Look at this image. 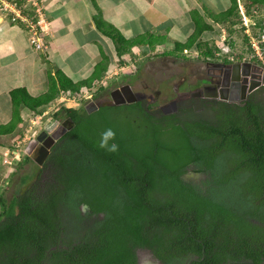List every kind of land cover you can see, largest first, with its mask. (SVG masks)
<instances>
[{
    "label": "trees",
    "instance_id": "16d2710c",
    "mask_svg": "<svg viewBox=\"0 0 264 264\" xmlns=\"http://www.w3.org/2000/svg\"><path fill=\"white\" fill-rule=\"evenodd\" d=\"M237 9L234 0L224 23L242 35ZM95 22L115 41L121 63L133 47L166 39L126 38L101 13ZM194 22L166 55L195 45L204 59L216 57V46L198 41L213 25L198 12ZM227 42L233 47L234 38ZM109 65L107 58L78 82L57 69L39 96L13 90V118L0 134L17 129L22 106L40 111L62 91L91 87ZM63 111L73 126L45 184L40 170L25 191L11 199L0 193V264H139V249L163 264H264V85L241 102L192 98L172 114L141 101ZM108 128L117 152L98 147ZM31 160L25 154L19 167Z\"/></svg>",
    "mask_w": 264,
    "mask_h": 264
},
{
    "label": "crops",
    "instance_id": "0c3cea01",
    "mask_svg": "<svg viewBox=\"0 0 264 264\" xmlns=\"http://www.w3.org/2000/svg\"><path fill=\"white\" fill-rule=\"evenodd\" d=\"M233 1L44 0L45 15L54 28L53 35L48 38L50 49L44 57L30 45L24 23L19 20L11 23L9 20L12 15H0V124H7L13 118V90L25 88L32 96L42 95L49 89L50 73L54 74L57 69L78 82L93 75L98 64L109 58V69L100 78L109 73L110 62L117 55L116 44L97 27L95 17L98 13L124 37L126 35L122 30H132L141 21L148 29L144 33V29L139 28L142 32L135 37L146 33L166 37L174 35L179 37L177 41L185 42L196 27L194 12L201 14L203 20L214 27L212 31H205L200 39L205 34L213 33L216 24H220L222 30L227 27L223 13L231 7ZM242 1L248 7H264V1ZM79 59L83 60V64L77 67ZM75 67L77 72L74 71ZM25 109L28 108H20L21 116ZM11 134H0V138Z\"/></svg>",
    "mask_w": 264,
    "mask_h": 264
},
{
    "label": "rangeland",
    "instance_id": "374dc122",
    "mask_svg": "<svg viewBox=\"0 0 264 264\" xmlns=\"http://www.w3.org/2000/svg\"><path fill=\"white\" fill-rule=\"evenodd\" d=\"M137 24L132 30H122L127 38L135 37L142 32V29H144L145 33L148 29L141 21ZM219 25L216 24L214 32L205 34L199 41L203 42L201 40L208 39L209 41L207 42L220 50V47L224 44L221 43V36L219 37V35H222L224 30ZM225 25L229 26L228 23ZM228 26L226 27L227 29L225 28L227 40L234 38V45L230 48L231 52L228 55L231 56L233 54L236 61L243 62L244 58L249 57V45L245 41L244 33L241 35L238 33L239 31H236V33L231 34ZM177 38L179 37L169 35L162 44L149 47L135 46L125 56V63H121L120 57L116 55V61L110 62L109 73H106L104 78L99 79L106 84L99 83L95 87L92 85L88 95L92 94L93 99L85 98L82 99L81 103L85 105L89 102V99L96 102H102L105 98L112 100L110 92L120 83H129L134 90L144 92L149 99L157 98L155 105L159 106H164L177 99L179 94L183 92L194 90L195 81L198 74H200L199 66L205 56L195 45L191 49H185L183 51L185 55H166L167 51L173 50ZM226 43L229 44L227 41ZM222 58L225 57L216 56L211 60H221ZM78 61L77 67L83 64L82 59ZM123 66L124 68H121ZM77 67L74 68L75 72H77ZM71 69L73 68L71 67ZM72 75L74 76V74ZM71 106L77 105L73 104L72 100H66L61 103L55 100L40 107L38 109L40 111L25 109L22 112L23 121L17 126V129L11 135L0 138L2 140L0 142V193L3 192L7 199H11L15 194H18L28 182L36 181L41 167L35 162L33 163V161H30L29 164L27 163L26 166L19 167V162L20 160L23 161L26 151L32 147L38 134L42 132L40 127L44 129L56 118H60L65 125L71 123V119L65 116L63 111V107ZM45 111L47 114L43 115ZM56 112H59L60 116L56 117ZM29 145L31 146L29 147ZM16 168L17 171H15ZM18 168L20 169L18 170ZM11 175L12 180L9 178ZM24 176L29 178L27 183L22 181ZM138 254L139 259L142 261L154 258L148 250L139 249Z\"/></svg>",
    "mask_w": 264,
    "mask_h": 264
},
{
    "label": "flooded vegetation",
    "instance_id": "af4514ba",
    "mask_svg": "<svg viewBox=\"0 0 264 264\" xmlns=\"http://www.w3.org/2000/svg\"><path fill=\"white\" fill-rule=\"evenodd\" d=\"M200 63V74H198V77L196 79L195 83V89L190 90L189 92H183L179 94L178 98L175 99L178 101V109L176 111L168 108H163V105H155L157 98L149 99L148 96L141 91H136L131 86L133 93L137 96V101H141L142 104H144L146 107H150L151 110L154 111H162L164 114H172L175 112H178L179 108L181 107L182 103L185 101H188L192 98H204V99H216V100H222L220 96L222 94H226L230 97H236L240 98L243 94L245 88L247 85H249V82L244 80V76L242 75L240 78H236L234 73V67L232 66L234 63L237 62H228L224 59L221 60H201ZM249 71L252 70V68L248 69ZM125 84L129 83H120L115 89L122 88ZM232 87H236L237 91L233 92L231 90ZM113 91V90H112ZM112 91L110 92V96L112 100L109 98H105L102 102H96L89 99L90 101H94L97 104V107L99 108L101 105L104 104H125L128 102H120V103H114V99L112 96ZM199 92V93H198ZM126 93L128 91L124 92L121 91L120 93L116 94V97L118 99H122L123 97L126 98ZM244 99H241L239 102L243 101ZM173 101V100H172ZM87 104V103H86ZM86 104L83 105V107H86ZM96 108V110L98 109ZM86 110V108H85ZM94 110V111H96ZM87 111V110H86ZM92 111V112H94ZM90 112V113H92ZM57 121V124L54 126L53 130L49 132L47 129L48 127L53 123ZM49 126L40 127V130L42 131L40 134H38V137L35 139V142L33 143L32 147L29 145L30 148H28V151H26L27 155H30L31 161L33 163L35 162L38 166L41 167L42 177L43 179L40 180L39 185H44L46 180L49 178V173L52 169L53 159L55 154H60V149H66V140L65 137L68 131L72 128L73 123H69V125H65L64 122L61 121L60 118L53 119V121L50 123ZM65 129H68L66 132H63ZM62 133V134H61ZM61 134V135H60ZM30 162V161H29ZM29 162H27L29 164ZM25 163L23 166H26ZM17 171V169H15ZM13 175V174H12ZM12 175L9 177L12 180ZM8 178V179H9ZM27 179H29L27 177ZM31 181V180H30ZM10 182V181H9ZM25 181V183H27ZM35 181L28 182L25 187H23L22 190L19 191V193L25 191V189L28 187V185L33 184ZM8 183V181H7ZM25 188V189H24ZM18 193V194H19ZM17 195V194H15ZM14 195V196H15ZM141 260L139 259V262Z\"/></svg>",
    "mask_w": 264,
    "mask_h": 264
},
{
    "label": "built area",
    "instance_id": "2783aa9c",
    "mask_svg": "<svg viewBox=\"0 0 264 264\" xmlns=\"http://www.w3.org/2000/svg\"><path fill=\"white\" fill-rule=\"evenodd\" d=\"M238 12L239 27L243 29L249 45V57L244 58L243 62L256 64L264 71V7L258 5L248 7L242 0H238ZM0 15H12L9 20L11 23L18 20L24 23L30 45L42 57L45 56V53L50 49L48 38L53 35L54 28L52 22L45 15L44 0H0ZM223 30L221 40L224 45L215 54L217 57L223 56L227 58L230 62H237L233 54L231 56L228 55L232 46L226 43L227 36L225 29ZM121 68H124V66ZM99 83L106 84L103 80H96L93 83V87ZM91 89L92 86H83L79 92H74L70 89L62 91L56 101L61 103L66 100H72L73 104L78 107L81 105L80 101L82 99L92 97V94L88 95ZM45 114H47L46 111L43 115Z\"/></svg>",
    "mask_w": 264,
    "mask_h": 264
},
{
    "label": "water",
    "instance_id": "95a60500",
    "mask_svg": "<svg viewBox=\"0 0 264 264\" xmlns=\"http://www.w3.org/2000/svg\"><path fill=\"white\" fill-rule=\"evenodd\" d=\"M234 67V73L236 78H240L242 75L244 76V80L249 82V85L246 86L243 94L241 95L240 98H236V97H230L226 94H222L220 96V98L223 101H227V102H239L241 99H247L248 95L250 93H252L253 91H255L257 88H259L260 86L264 85V71L262 70V68L256 64H252L250 62H237L234 63L232 65ZM252 68L251 71H249L248 69ZM231 90L233 92L237 91L236 87H232ZM121 91H128V93H126V98H122V99H118L116 97L117 93H120ZM199 93V92H198ZM112 96H113V101L114 103H120V102H135L137 101V96L135 93H133L132 88L130 86V84H125L122 88H117L114 89L112 91ZM170 107V109L176 111L178 109V101L177 100H173L171 102H169L168 104L164 105L163 108H168ZM86 110L90 113L94 110H96L97 104L94 101H90L86 104ZM57 124V121L53 122L49 127H48V131L51 132L54 128V126ZM68 129H65L63 132H66ZM62 134V133H61ZM60 134V135H61ZM139 264H163L160 260H158L156 257L150 259V260H146V261H140Z\"/></svg>",
    "mask_w": 264,
    "mask_h": 264
},
{
    "label": "clouds",
    "instance_id": "9594fccd",
    "mask_svg": "<svg viewBox=\"0 0 264 264\" xmlns=\"http://www.w3.org/2000/svg\"><path fill=\"white\" fill-rule=\"evenodd\" d=\"M59 95H58V97H59ZM74 107H77V106H74ZM115 137H116V133H115V131L112 128L105 129L100 135V140H99V143H98V147H100L102 149H105L108 152H117L118 149H119L118 144H116V143L109 144V141L110 140L114 141ZM85 208H86V206H85Z\"/></svg>",
    "mask_w": 264,
    "mask_h": 264
}]
</instances>
